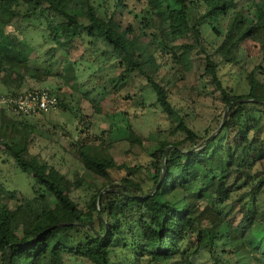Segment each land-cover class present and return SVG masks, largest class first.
I'll use <instances>...</instances> for the list:
<instances>
[{"label":"trees","instance_id":"obj_1","mask_svg":"<svg viewBox=\"0 0 264 264\" xmlns=\"http://www.w3.org/2000/svg\"><path fill=\"white\" fill-rule=\"evenodd\" d=\"M128 1L113 0L109 13V0H0V97L34 91L23 90L29 77L42 83L55 74L75 86L77 60L66 44L79 46L81 41L103 66L123 65L124 76L144 77L170 121L171 136L185 135L173 142L159 138L149 152L150 161L125 166L127 174L120 179L113 177L112 171L122 166L110 149L92 139L77 140V156L95 176L83 208L71 194L79 184L54 166L44 169L31 151L37 125L30 116L0 108V150L10 153L18 173L28 174L32 187L27 195L0 179V264H168L177 256L195 264L188 251L181 250L194 237L195 253L210 256L212 264H264L263 64L247 74L245 93L225 86L220 75L221 64L237 63L247 44L257 47L264 60V0H136L145 2L144 16L129 10ZM221 16L228 18L226 32L208 52L202 25ZM15 17L27 21L17 26L19 32L35 22L49 30L47 40L53 46L44 57L62 51L61 72L49 66L40 70L28 55V41L6 33L7 20ZM213 31L220 33L216 26ZM159 50L178 66L177 74L196 65L198 83L204 89L213 87L225 109L230 108L213 138L207 140L210 128L205 136L192 129L173 104L171 90L158 78L164 65L155 58ZM199 54H204L202 59L194 58ZM145 60L151 61L147 68ZM43 90L56 96L57 103L36 114L56 109L71 111L75 118L83 114L56 89ZM137 103L145 107L146 98ZM7 116L12 119L2 122ZM142 169L148 176L146 189L131 177ZM236 208L241 217L234 223ZM226 233L236 235L245 250L235 262L227 250L217 254L216 240Z\"/></svg>","mask_w":264,"mask_h":264},{"label":"rangeland","instance_id":"obj_2","mask_svg":"<svg viewBox=\"0 0 264 264\" xmlns=\"http://www.w3.org/2000/svg\"><path fill=\"white\" fill-rule=\"evenodd\" d=\"M109 1L110 8L107 12L111 13L113 0ZM128 3L129 10L134 14L138 16L147 14L148 8L144 6L145 2L138 3L136 0H130ZM7 21L9 25L5 28L6 33H10L13 37L25 38L31 45L32 51L28 55L33 65L40 70H45L49 66L55 73L61 72L58 66L64 56L62 51H58L56 54L59 55H55L54 58L44 57L49 48L53 46V43L47 40L49 30L45 26L35 22L33 26L19 32L16 29L17 26H24L27 21L17 17ZM227 23L228 18L221 16L206 21L202 25L204 44L208 52H212L221 42L227 29ZM213 26L217 27L219 34L213 31ZM79 43V46L66 44L71 58L77 60L78 79L74 83L75 86L67 82L65 77L53 74L42 83L36 77L27 78L23 90L53 88L72 108L82 109L83 114L77 118L71 111L56 109L46 114L30 116L28 119L37 125L34 130L36 136L30 144L31 151L38 155L44 169L54 166L71 182L79 184V187L71 194L80 206L85 208L90 194L88 185L95 176L79 160L75 144L77 140L92 139L97 144L110 149L111 155L122 166L112 171L113 177L120 179L127 174L125 166L133 168L150 161L149 152L155 147L159 138L173 142L184 139L185 135L171 136L173 128L170 121L155 103V95L150 92L144 77L137 74L131 77L124 76L125 67L123 65L116 68L110 65L103 66V63L93 55L94 53L87 50L86 43H81V41ZM262 54L257 47L247 44L241 51L237 63L223 62L220 75L225 86L235 89L239 94L248 92L247 74L261 63L263 64L262 70H264ZM202 55L204 54L196 55L194 58L202 59ZM155 58L158 63L164 64L158 73V78L162 79L171 90V100L186 116L188 125L201 136L207 135V128L211 129L210 135L216 136L221 130L226 109L216 97L217 93H213V87L209 86L204 89L201 83H198L199 74L196 65L188 71L183 70L181 74H177L178 66L165 56L163 50L156 52ZM214 58L220 60L219 55ZM143 64L147 68L151 65V61L145 60ZM86 92H89V95H86ZM142 96L147 101L145 107L137 103ZM18 115L21 116V114ZM11 119V116H7L1 121L7 123ZM131 137L140 139L142 144H133L129 139ZM131 177L143 186H140L141 188L148 187V176L145 169L133 173ZM0 179L6 186L21 190L24 194L29 195L32 192L31 178L26 173H18L7 150H0ZM134 190L139 192L138 188ZM204 203L201 201V204ZM240 217L241 214L237 209L233 222H238L237 219ZM54 241L52 240L51 244ZM127 241L131 244L130 238ZM216 241L219 248L217 254L222 255L223 250H227L233 262L245 252L236 235L226 233L223 238ZM127 249L134 252L131 245ZM181 250H187L195 264H212L214 261L210 256L203 257L195 253L197 250L196 237L185 242ZM232 250L235 252H231ZM167 263L186 264L180 256L168 260Z\"/></svg>","mask_w":264,"mask_h":264},{"label":"built area","instance_id":"obj_3","mask_svg":"<svg viewBox=\"0 0 264 264\" xmlns=\"http://www.w3.org/2000/svg\"><path fill=\"white\" fill-rule=\"evenodd\" d=\"M57 98L47 90H34L20 94L17 97H0V108L8 107L12 111L32 116L41 110H49L55 107Z\"/></svg>","mask_w":264,"mask_h":264},{"label":"water","instance_id":"obj_4","mask_svg":"<svg viewBox=\"0 0 264 264\" xmlns=\"http://www.w3.org/2000/svg\"><path fill=\"white\" fill-rule=\"evenodd\" d=\"M229 110H230V108H227V109H226V111H225V115H224V117H223V121H222V124H221V127H220V128H222V126H223V124H224L226 118L228 117ZM214 136H215L214 134L210 135V136L208 137L207 140L213 138ZM161 182H162V180H161ZM161 182H160V184H161Z\"/></svg>","mask_w":264,"mask_h":264}]
</instances>
